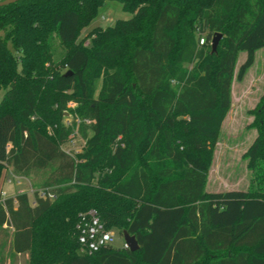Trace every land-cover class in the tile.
Returning <instances> with one entry per match:
<instances>
[{
    "label": "trees",
    "instance_id": "1",
    "mask_svg": "<svg viewBox=\"0 0 264 264\" xmlns=\"http://www.w3.org/2000/svg\"><path fill=\"white\" fill-rule=\"evenodd\" d=\"M108 2L132 18L93 29L84 46L81 31ZM0 34V181L10 169L58 193L0 204V240L8 224L28 264H264V103L247 153L255 186L205 190L239 53L242 80L264 49V0H22L0 8ZM77 119L87 147L72 155L62 146ZM92 209L139 251L81 255L76 226Z\"/></svg>",
    "mask_w": 264,
    "mask_h": 264
},
{
    "label": "rangeland",
    "instance_id": "2",
    "mask_svg": "<svg viewBox=\"0 0 264 264\" xmlns=\"http://www.w3.org/2000/svg\"><path fill=\"white\" fill-rule=\"evenodd\" d=\"M5 0H0V2ZM132 14L123 11L120 3L108 2L100 10L97 18L80 34L79 42L83 41L84 46L89 47L90 34L97 27L107 28L113 26L118 20H129ZM1 35V34H0ZM89 39V40H88ZM54 60L59 61L64 55L65 49L60 45L56 37L53 38ZM247 54L240 52L235 68L234 78L231 86V108L222 125L219 138L214 147L209 161L206 193L216 194L229 191H251L254 184V169L251 164V158L247 156L248 150L253 145L258 136L255 127V115L257 110L264 103V49L256 52L254 64L246 72L242 80H238L240 67L245 63ZM189 71L193 65H186ZM64 72V71H63ZM91 84L94 86V97L97 98L103 87L102 75H93ZM5 92L0 90V101ZM69 109H75L76 104L70 103ZM74 118L69 113L64 115V125L71 127ZM81 122L77 119V126L74 128V134L71 142L62 146V150L72 155H80L85 152L87 141L80 134ZM53 135V130L48 128ZM91 137L92 133L88 132ZM6 174V175H5ZM5 180L12 178L14 183L19 185L16 193L24 192L29 195L30 200H34L32 191L37 190L36 184L40 183L39 177L23 178L12 176V171L6 169L3 172ZM16 176V175H15ZM32 183V185H31ZM7 190V188H5ZM9 192V190H8ZM116 233L117 247L122 246L123 237L119 230Z\"/></svg>",
    "mask_w": 264,
    "mask_h": 264
},
{
    "label": "built area",
    "instance_id": "3",
    "mask_svg": "<svg viewBox=\"0 0 264 264\" xmlns=\"http://www.w3.org/2000/svg\"><path fill=\"white\" fill-rule=\"evenodd\" d=\"M205 39L200 38L199 45L203 46ZM9 184L12 181L8 182ZM34 203L36 199L54 201L58 197V193L52 188H41L32 191ZM1 197L5 199L6 193L2 192ZM76 229L78 231V238L80 244V254L87 255L99 252L103 249L118 248L121 250H129L125 241L122 246L117 247L116 233L114 230H108L105 223L101 220L96 210H89L87 213L80 216Z\"/></svg>",
    "mask_w": 264,
    "mask_h": 264
},
{
    "label": "crops",
    "instance_id": "4",
    "mask_svg": "<svg viewBox=\"0 0 264 264\" xmlns=\"http://www.w3.org/2000/svg\"><path fill=\"white\" fill-rule=\"evenodd\" d=\"M5 175L2 177V179L0 181V204H3L5 202V200L14 198L19 194H26L24 192L16 193L19 185L17 183H14V180H12V178L11 179L9 178L6 182V180L4 179ZM12 176H13V178L21 177V176H19V177L15 176L13 173H12ZM23 178H26V177H22L21 179H23ZM9 181H12V183L9 184L8 183ZM31 185H32V183H31ZM5 188H7V190ZM8 190H9V192H8ZM2 192L6 193L5 199H3L1 197ZM29 200H30V198H29ZM30 204L32 206H34V200H32V201L30 200ZM14 208H15V210L18 208V205L16 203L14 204ZM4 229H8V231H9L8 232L9 240H0V256L2 258H4L5 264H28V261H29L28 254L21 255V254H17L14 251V248H13V241H14L13 240V232H14V230H13V228L10 227L8 224H5Z\"/></svg>",
    "mask_w": 264,
    "mask_h": 264
},
{
    "label": "water",
    "instance_id": "5",
    "mask_svg": "<svg viewBox=\"0 0 264 264\" xmlns=\"http://www.w3.org/2000/svg\"><path fill=\"white\" fill-rule=\"evenodd\" d=\"M20 1H22V0H5V1H2V2H0V8L15 4V3L20 2ZM222 37L223 36L221 34H216V36L212 39V43H211L212 53L217 52V49H218V46H219V43H220ZM69 75H70V73H69ZM122 237H123V240L125 241L126 245L128 246V248L131 252L139 251L140 247H139V244H138V242L134 236H131L127 231H124L122 233Z\"/></svg>",
    "mask_w": 264,
    "mask_h": 264
}]
</instances>
